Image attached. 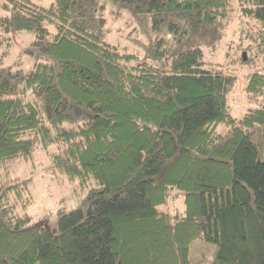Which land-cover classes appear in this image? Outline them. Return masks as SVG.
Wrapping results in <instances>:
<instances>
[{"label":"trees","instance_id":"obj_1","mask_svg":"<svg viewBox=\"0 0 264 264\" xmlns=\"http://www.w3.org/2000/svg\"><path fill=\"white\" fill-rule=\"evenodd\" d=\"M105 1L176 38L145 58L121 51L106 41ZM234 3L264 56V0H6L0 166L53 148L61 174L97 187L51 228L32 223L27 181L0 182V264H192L198 240L216 246L214 264H264V74L248 77L251 107L235 118V77L202 50L223 38ZM15 31L37 36L29 71L3 63ZM172 189L184 209L171 216L159 207Z\"/></svg>","mask_w":264,"mask_h":264},{"label":"rangeland","instance_id":"obj_2","mask_svg":"<svg viewBox=\"0 0 264 264\" xmlns=\"http://www.w3.org/2000/svg\"><path fill=\"white\" fill-rule=\"evenodd\" d=\"M5 2L6 0H0V20L9 15L4 9ZM33 2L39 6L48 7L54 0H33ZM105 2L104 16L108 22L106 41L117 46L121 51L145 58L146 45L157 38L166 40L176 38V34L166 25L157 26L151 16L146 15L138 19L127 9L109 1ZM234 6L236 10L228 20L223 38L215 46L203 45L202 50L206 62L225 74L235 77V83L228 97V107L235 118H242L251 107L245 91L248 77L255 72L264 74V56L258 53L255 43L247 37L249 30L247 29L246 33L241 32L242 28H247L249 24L245 23L246 20L240 16L236 3ZM0 33L5 34L1 24ZM8 38L9 45L2 50L5 52L4 65L29 71L35 62L31 53L38 49L33 45L37 40L36 34L15 31L10 32ZM250 44L254 45L251 52L240 50ZM243 54L247 59L242 62L239 61V56ZM52 150L53 148L46 151L38 147L32 157L19 158L0 166V182L16 179L27 181L33 198V203L28 209L32 223L57 228L61 213H68L80 207L88 196V190L91 187H97V184L92 182L89 187L83 188L79 181H71L61 174L51 163L49 153ZM183 205L182 192L172 189L167 203L160 206L159 210L172 216L176 210H183ZM216 251L214 244L202 240L196 241L191 249L192 264H214Z\"/></svg>","mask_w":264,"mask_h":264},{"label":"water","instance_id":"obj_3","mask_svg":"<svg viewBox=\"0 0 264 264\" xmlns=\"http://www.w3.org/2000/svg\"><path fill=\"white\" fill-rule=\"evenodd\" d=\"M243 58H244V61H246L247 58H246V55L245 54H243Z\"/></svg>","mask_w":264,"mask_h":264}]
</instances>
